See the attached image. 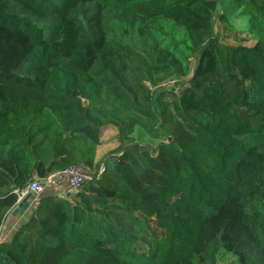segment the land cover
I'll return each mask as SVG.
<instances>
[{
  "label": "trees",
  "instance_id": "trees-1",
  "mask_svg": "<svg viewBox=\"0 0 264 264\" xmlns=\"http://www.w3.org/2000/svg\"><path fill=\"white\" fill-rule=\"evenodd\" d=\"M77 163L92 178L45 188L0 264H264V0H0V228Z\"/></svg>",
  "mask_w": 264,
  "mask_h": 264
},
{
  "label": "rangeland",
  "instance_id": "rangeland-1",
  "mask_svg": "<svg viewBox=\"0 0 264 264\" xmlns=\"http://www.w3.org/2000/svg\"><path fill=\"white\" fill-rule=\"evenodd\" d=\"M215 25V30L217 33V38L218 40L223 43V44H228V45H244V46H251L255 43L256 37L253 34L248 33L247 31H243L240 30L238 28V26L235 24L234 26L232 25H225L222 24L218 21H215L214 23ZM184 82L183 78L180 79H171L170 81H166L164 82L162 85L164 86V88L166 89H173L174 91H179L182 84ZM237 113H242V114H250L249 111H246L243 108H239L236 111ZM101 138L103 140V142L101 144L98 145V151L101 153V155L103 156L105 153H107L110 149L114 148L117 145V141H116V130L115 128H113L112 126H106L104 127V129H102V133H101ZM135 138H137L139 141L141 142H147L151 145L155 144L154 140H151L148 136H146L145 134H143L142 132L139 131H135L134 134ZM59 177L56 178L55 180H58V182L62 179ZM56 182V181H55ZM60 185V183H58ZM58 184L55 183L54 185L52 184L51 186H49L48 188H46V191H51L57 194H62V190L65 187V185L61 188H58ZM60 187V186H59ZM71 196V195H70ZM250 208V207H249ZM132 212L134 214H136L138 217H143V215L137 211V210H132ZM148 234H153V233H159V229H157V227L155 226L154 221H150L148 223ZM145 241V240H144ZM142 244H140L139 246H141ZM234 260V258L228 254V253H222V255L219 258L220 262H232ZM234 264H238L237 261Z\"/></svg>",
  "mask_w": 264,
  "mask_h": 264
},
{
  "label": "built area",
  "instance_id": "built-area-1",
  "mask_svg": "<svg viewBox=\"0 0 264 264\" xmlns=\"http://www.w3.org/2000/svg\"><path fill=\"white\" fill-rule=\"evenodd\" d=\"M170 80L171 79H169V81ZM103 169V166H100L97 174L101 173ZM61 176L67 177V184L62 190V194L59 195L63 197L77 190L85 180L91 179L93 171L88 165L77 163L62 170L46 174L43 177L36 178L16 191L17 202L26 201L28 206H36L39 202V196L44 189L53 184L55 179ZM0 241H3L1 236Z\"/></svg>",
  "mask_w": 264,
  "mask_h": 264
},
{
  "label": "crops",
  "instance_id": "crops-1",
  "mask_svg": "<svg viewBox=\"0 0 264 264\" xmlns=\"http://www.w3.org/2000/svg\"><path fill=\"white\" fill-rule=\"evenodd\" d=\"M114 128V127H113ZM102 137V136H101ZM103 142L102 138H101V143ZM101 153L98 151V146L96 148V152H95V161H97L99 158H101ZM62 179L58 182V180H55L53 185L55 183H60V185L58 184V188L63 187L64 185L67 184V177L66 176H61ZM60 179V177H59ZM52 185V184H51ZM50 185V186H51ZM60 186V187H59ZM33 208L32 206H28L26 201H18V203H16L6 214L5 220L3 222V224L1 225V230H0V236L2 240H9L15 229L17 228L18 225H20L21 223H23L31 214Z\"/></svg>",
  "mask_w": 264,
  "mask_h": 264
}]
</instances>
